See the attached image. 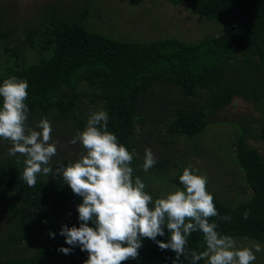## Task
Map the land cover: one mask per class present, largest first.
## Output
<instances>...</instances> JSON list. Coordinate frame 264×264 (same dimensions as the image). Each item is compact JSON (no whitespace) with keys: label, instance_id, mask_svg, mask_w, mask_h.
Returning <instances> with one entry per match:
<instances>
[{"label":"trees","instance_id":"16d2710c","mask_svg":"<svg viewBox=\"0 0 264 264\" xmlns=\"http://www.w3.org/2000/svg\"><path fill=\"white\" fill-rule=\"evenodd\" d=\"M120 1L137 6L144 0ZM165 1L173 6L185 3L193 14L228 27L221 35L207 36L197 43L176 38L120 41L90 31L83 24L94 10L93 1L90 6H84L86 0L62 8L48 5L21 42L33 52L31 60L5 45L1 39H7L12 31L0 27L1 48L14 57L0 65V85L11 76L28 81V124L35 128L47 117L52 141H71L84 131L93 112H108V130L134 153V178L143 180L154 200L159 197L150 192L148 184L155 173L157 180L183 190L179 181L183 169L168 179L167 157L156 163V171H143L142 144H148L152 135L159 136L157 126L167 125L171 134L192 139L213 123L228 122L211 119L225 111L234 97L251 103L259 116L236 123L239 134L233 142L235 160L251 197L229 206L208 191L219 215L230 216L228 221L212 218L221 234L264 242V155L248 144L252 138L264 146V0ZM168 92L174 95L172 107L164 100L157 101ZM176 96L184 100L178 101ZM192 101L198 103L193 109L186 106ZM11 146L10 141L0 139L4 149L0 153V264H85L88 254L79 247L70 255L57 251L71 247L59 233L65 224L79 226L77 206L82 198L61 177L41 175L35 187H28L21 179L23 157L17 163L18 157L9 155ZM57 161L66 166L75 159L56 155L53 168ZM246 210L250 215L245 220ZM49 233H55V239ZM169 238L165 230L157 240L166 243ZM188 246L204 250L202 234L193 233ZM175 256V252L161 250L152 240L144 239L139 257L124 264H173ZM181 260L190 264L183 257Z\"/></svg>","mask_w":264,"mask_h":264},{"label":"clouds","instance_id":"9594fccd","mask_svg":"<svg viewBox=\"0 0 264 264\" xmlns=\"http://www.w3.org/2000/svg\"><path fill=\"white\" fill-rule=\"evenodd\" d=\"M29 83L26 79L11 76L0 85V139L10 141L9 155L23 157L21 179L28 187H35L38 176L61 177L72 192L82 198L77 206L79 226H62L60 235L71 247L57 251L70 255L79 247L88 254L85 264H124L137 259L143 240L150 239L161 250H171L176 256L173 264H253L256 253L264 251L257 243L253 248L237 247L230 235L218 231L213 217L228 221L230 216H220L214 196L207 190L208 178L199 169L188 165L179 177L183 190H176L162 198L153 199L139 176L134 178L131 166L134 153L121 144L108 130L109 114L93 112L84 131L70 141L78 142L85 150L74 162L57 161V143L52 141V126L47 117L35 128L29 126ZM19 154V155H18ZM157 163L151 148L145 149L143 171L148 173ZM250 213L245 211L244 219ZM92 225V226H90ZM170 234L168 241L157 237ZM201 233L205 248H189V238ZM55 239V233H49Z\"/></svg>","mask_w":264,"mask_h":264},{"label":"rangeland","instance_id":"374dc122","mask_svg":"<svg viewBox=\"0 0 264 264\" xmlns=\"http://www.w3.org/2000/svg\"><path fill=\"white\" fill-rule=\"evenodd\" d=\"M79 2L81 0H0V17H2L0 27L10 28L12 31L7 39L1 40L7 47L17 52V55L26 57V61L31 60L33 52L29 51L26 43L21 42L25 34L37 24L43 9L55 4L58 7L60 5L59 8L64 5L69 7V4ZM91 2L94 10L90 16H86L83 24L90 31L120 41L153 42L165 38H176L186 43H197L207 36L221 35L228 27L220 21H209L193 14L185 3L173 6L165 0H144L137 6H130L126 1L120 0H86L84 6H90ZM5 59L12 61L14 57L10 58L8 53L5 54L0 43V65L5 63ZM175 99L184 100L181 96H176ZM161 100H164L167 106L175 105L174 95L170 92L166 93L162 99L157 98V101ZM186 106L197 107L198 103L192 101ZM258 116V111L251 103L234 97L225 111L211 119L213 122L218 120L228 122L213 123L202 134L192 139L171 134L167 125H159L157 126V130L160 129L159 136H150L148 144L145 143L142 146L144 150L152 149L157 163L164 157L170 160L166 167L168 179L176 171L192 165L199 169V174L207 176V190L223 203L236 206L251 197V190L234 156L233 142L237 140L239 134L236 123ZM253 127L255 128V124ZM54 139L53 142H58L56 155H66L76 161L85 151L80 143L73 145L68 139L64 141L66 138ZM248 144L264 155V146L261 142L251 138L248 139ZM3 150L0 148V153ZM140 160L144 162V158ZM152 169L151 171H156ZM154 175V179L148 184L151 193L162 198L176 191L173 185H168L159 178L157 180V173ZM233 238L237 241V247H248L254 250V246L259 243L264 249V242L245 237ZM256 257L253 264H264V251L256 253ZM203 264H206V261Z\"/></svg>","mask_w":264,"mask_h":264}]
</instances>
